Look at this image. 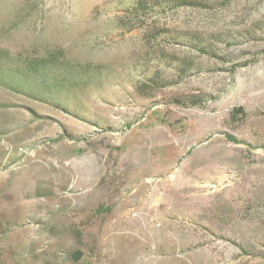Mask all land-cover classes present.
Returning a JSON list of instances; mask_svg holds the SVG:
<instances>
[{"label": "rangeland", "instance_id": "374dc122", "mask_svg": "<svg viewBox=\"0 0 264 264\" xmlns=\"http://www.w3.org/2000/svg\"><path fill=\"white\" fill-rule=\"evenodd\" d=\"M0 264H264V0H0Z\"/></svg>", "mask_w": 264, "mask_h": 264}]
</instances>
